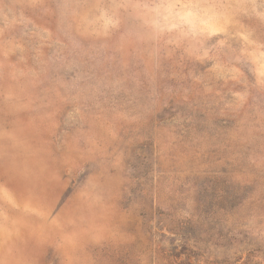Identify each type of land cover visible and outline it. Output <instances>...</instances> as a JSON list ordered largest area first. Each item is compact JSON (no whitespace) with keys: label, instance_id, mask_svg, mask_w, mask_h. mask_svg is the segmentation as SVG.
Masks as SVG:
<instances>
[{"label":"rangeland","instance_id":"obj_1","mask_svg":"<svg viewBox=\"0 0 264 264\" xmlns=\"http://www.w3.org/2000/svg\"><path fill=\"white\" fill-rule=\"evenodd\" d=\"M20 243L264 264V0H0V264Z\"/></svg>","mask_w":264,"mask_h":264},{"label":"crops","instance_id":"obj_2","mask_svg":"<svg viewBox=\"0 0 264 264\" xmlns=\"http://www.w3.org/2000/svg\"><path fill=\"white\" fill-rule=\"evenodd\" d=\"M21 236H23V234ZM14 248H17L18 249V254L19 255H18V257H13V258L10 257L9 258V261H11V262H17L18 264H23V244L20 243L19 246L17 245Z\"/></svg>","mask_w":264,"mask_h":264}]
</instances>
